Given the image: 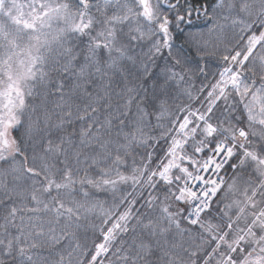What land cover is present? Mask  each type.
Segmentation results:
<instances>
[{"label":"snow or ice","instance_id":"1","mask_svg":"<svg viewBox=\"0 0 264 264\" xmlns=\"http://www.w3.org/2000/svg\"><path fill=\"white\" fill-rule=\"evenodd\" d=\"M0 264H264V0H0Z\"/></svg>","mask_w":264,"mask_h":264}]
</instances>
